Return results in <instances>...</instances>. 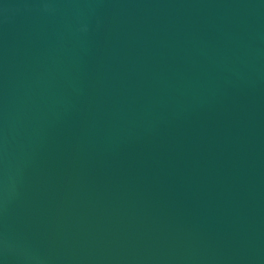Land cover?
Returning <instances> with one entry per match:
<instances>
[{
  "label": "water",
  "instance_id": "95a60500",
  "mask_svg": "<svg viewBox=\"0 0 264 264\" xmlns=\"http://www.w3.org/2000/svg\"><path fill=\"white\" fill-rule=\"evenodd\" d=\"M0 264H264V0H0Z\"/></svg>",
  "mask_w": 264,
  "mask_h": 264
}]
</instances>
